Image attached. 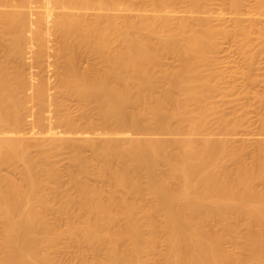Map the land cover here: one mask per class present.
<instances>
[{"label":"bare ground","instance_id":"bare-ground-1","mask_svg":"<svg viewBox=\"0 0 264 264\" xmlns=\"http://www.w3.org/2000/svg\"><path fill=\"white\" fill-rule=\"evenodd\" d=\"M18 1L13 10H0V48H7L8 61L32 64L37 73H26L14 65L18 61L10 66L0 55V264H64L51 249L65 235L96 253L93 260L79 253L81 264H264V187H258L264 183V147L252 162H239L240 151L230 148L235 123L223 117L213 130L215 109L206 102L219 89L208 73L213 75L217 35L228 34L225 29H217L209 16L177 15L172 5L183 0H125L128 11L135 10L133 2L141 4L143 13L135 16L101 12L117 9V0ZM190 2L198 8L205 3ZM149 5L151 14L146 13ZM232 5L239 14L241 2ZM257 6L264 16V0ZM91 8L99 12L79 11ZM233 19L242 32L255 29L241 17ZM258 30L264 42V28ZM54 36L60 45L51 50L48 42ZM83 51L97 59L84 70L78 64ZM171 54L181 59V67L157 74ZM44 55L65 61L57 92L41 75L44 70L37 71L44 67ZM61 95L87 100L98 119L81 126L62 112ZM146 115L151 116L148 125L143 124ZM29 121L43 147L37 145V157L25 131ZM149 130L174 137L153 138ZM216 131L225 135L215 137ZM57 144L76 150L70 175L79 198L60 194L57 169L40 173L50 156L45 147ZM83 146L95 152L93 165ZM233 159L239 164L230 170ZM160 163L168 172H159ZM5 165L22 166V180L2 173ZM94 165L96 175L111 179L107 197L80 176L91 175ZM143 173L147 187L140 181ZM52 181L57 186L53 198L64 200L56 206L48 193ZM145 190L157 197L155 204L145 202ZM74 203L79 205L75 215ZM49 212L68 215L67 227L57 228ZM241 220L247 222V241L232 253L224 241L237 239ZM159 232L166 248L156 253Z\"/></svg>","mask_w":264,"mask_h":264},{"label":"rangeland","instance_id":"rangeland-1","mask_svg":"<svg viewBox=\"0 0 264 264\" xmlns=\"http://www.w3.org/2000/svg\"><path fill=\"white\" fill-rule=\"evenodd\" d=\"M117 1L119 3L117 9L104 10L101 12L111 15H119V16H124V15L135 16L137 14L143 13L142 11H138V9L141 8V4L139 3L133 2L130 6L132 8H135V10L128 11L125 9L126 6L128 5V3L125 2V0H117ZM204 1L205 3L201 8L195 7L190 2V0H183V2L180 1V3L177 4L174 3L172 7L176 8L179 11L177 14L179 16H184V15L185 16L187 15V17L209 16L212 19V23L217 29L220 30L225 29V31L228 33L224 35L223 34L217 35L218 46L220 50H218L216 55H214L215 63L217 62L216 63L217 65L215 63H214L215 66L214 64H212L214 67L213 71L216 70V74H214L213 71H212L213 75L211 74L210 71L208 73L210 74L212 79H214L213 76H215L214 82L219 84L218 85L219 89L212 92L213 94H211L210 98L206 101L215 109L210 117V126L215 125V130H217L218 125L220 123V119L223 117L230 119L229 121H233L232 123H235V128H233L230 131V134L233 138L231 143L228 139L230 143V148L233 152L234 150L240 151V153L238 152L239 155L238 154L236 155L238 156L237 158L240 159L239 162L241 160L246 161L247 163L249 161L252 162L255 155L264 147V42L263 39H261L260 33L258 32L259 31L258 28L259 29L264 28L262 26L264 25V16L261 17L260 14L258 15V6H257L258 1H263V0H239L242 4L239 14H236L234 12V6L232 5L233 0H203V2ZM18 2H19L18 0H5L3 4L0 5V10L1 11L13 10L14 9L13 5L18 4ZM147 8L149 9V11L146 13L151 14L152 12L151 9L153 8V6L149 5L147 6ZM187 8L188 9L190 8V11H188ZM79 11L82 13L88 12L90 16H94L95 15L94 13L99 12V11H94L93 8L79 9ZM235 16L244 19L243 23L246 26L254 25L255 29H253L252 33H245L239 30L238 28H236L234 26V23H232V21L234 20L233 18ZM219 18L223 20H220ZM45 28L46 29L48 28L47 25ZM5 41H7V39H5ZM59 45H60V41L57 36H54L53 39H51L48 42V48L51 50L57 49ZM4 46L5 45L1 46L0 48V55H2L1 58L4 61L10 62V66L13 65L16 61H18L14 65H21L22 69L26 73L29 74L30 73L34 74V72L37 73L35 71L36 67H33L34 65L32 66V64L25 63L26 65H24L19 60L8 61L9 59L7 58L8 56L6 51L7 48L5 49ZM40 60L44 67L37 68V71L39 72L41 71L40 69H43L44 71H41L40 73L44 77L48 78L49 81H51L52 84V85L50 84L52 86L51 90L57 92L58 89L59 91V88H57L59 82L58 76L62 75L61 73V71L63 72L62 66L65 64V61L62 59L61 62L57 61L56 58H53L50 55H44L40 58ZM96 62H97L96 57L94 56L93 53L89 51H83L82 53L79 54L78 64L80 68L83 70ZM161 64L162 66L160 65L157 67V71H156L157 74H160V72L162 73L166 69L167 71L173 72V70L175 71L176 69L181 67L182 62L179 57L171 54L168 55ZM211 67L209 68L210 70H212ZM205 74H207V72H205ZM220 74L221 76H219ZM156 92L158 93V90ZM60 101L62 103V112L69 113L72 116V118L81 126H86V124L89 123V121L98 119V114L92 109L89 102L83 98L69 96V95H61ZM146 106L144 108H146ZM150 117L146 115L143 124H145L147 121L146 125H148L149 122L151 121ZM172 123L174 122L172 121ZM213 126L211 127L212 129ZM56 129L55 131H58L60 128L57 127ZM147 130L148 129L144 130L143 132L147 133ZM233 130L234 132L231 133ZM25 131L27 133L28 141L30 142L34 141L35 146L34 145L32 146L31 144L30 147L31 154L34 157H37L40 152L39 150L43 147L39 146L38 141H36L37 134L36 135L32 134V121L27 122L25 126ZM150 132L151 131L149 130L148 132L149 136L152 135L153 138L171 139L172 136L174 137V135L171 134L154 133L153 135V133L150 134ZM144 133H140L139 136L138 135L137 136L141 137L142 134L143 138L144 136L145 138H150V137H146L147 135L146 134L144 135ZM219 134H221L219 138L223 137V134L225 135V133H218V131H216L215 137H218ZM228 134L229 133H226V136ZM78 135H79V139H83L85 134L84 133L82 134L81 132V134ZM228 136L230 137V135ZM38 137H41V135L40 136L38 135ZM37 145L41 148L39 149ZM45 148L47 149L45 150ZM45 148L44 150L47 151L46 154L50 156L48 162L44 163V165L42 164V167L40 168L41 169L40 173H42L44 176L47 174V171L49 169L51 168L57 169V173L59 175V176L57 175L59 178L58 179L59 183L57 179H56L57 181L56 183L61 185L62 188L61 190L59 189L60 194L63 192L65 193L68 192V194L73 195V197L76 196L77 198H79V196L77 195L76 186L70 175L71 174L70 168H72L71 158L74 154L75 149H73L71 146L66 144H57L52 147L46 146ZM82 150H83V154L86 155L85 157H87L91 162L95 161V152L92 150L91 147L83 146L81 147V151ZM236 160L233 159L228 161L227 166L230 168V170H235L236 166H238L237 165L239 164L238 159ZM21 167L22 166L17 167L13 165H5L2 168V173L13 177L17 181L18 180L21 181L23 178L22 177L23 171ZM75 167L73 169H75ZM96 167L97 165L92 166V168H94L93 169L94 171L91 172V175L89 173L90 176L84 174L80 176H82V179L89 181L91 184H94L99 188H102L103 193H105L104 196L107 197L112 187L111 179L100 178L98 175H96L98 172V169L97 172L95 171ZM158 168H159V172H163V173L168 172V166L165 163H160ZM45 171L46 174L44 173ZM140 181L143 187L148 183V177L145 173L140 175ZM54 183L55 182H53L52 186L48 189L49 191L48 193L51 196V199L53 198V196L55 197L56 195V193L54 194V192L57 186L56 183L55 184ZM262 183L261 182L258 183L259 189L264 187L263 186L264 183L263 184ZM145 187H147V185ZM145 191H146L144 196V198H146L144 199L145 202L147 200L149 204L147 202L146 203L148 205L155 204L157 201V197L149 193L147 190ZM65 193H63V195ZM59 198L56 199L59 201H56L55 198H53L52 205L55 206L59 205L63 197H59ZM78 206H79L78 203L77 204L74 203V205H72V211L74 212V215L78 213L77 212L79 210ZM49 213L47 214L48 220L51 221V223H53L54 225H56L57 228L60 227L61 229H64L65 227H67V224L70 220L68 215L58 216L54 212L53 213L49 212ZM161 220H162V214L157 215L156 222L160 224ZM238 226L239 227H238L237 239L233 240L227 238L224 241V247L232 253H237L238 246L247 241V236H248L247 222L245 220H241ZM72 240H73L72 238L65 235L57 241V243L51 249L55 260L59 259L60 261L62 259V262H64V264H81L82 260L80 258L81 255L79 253H81L82 251H83L82 255L84 256V258L88 260H93L95 258L96 253L92 250L90 245L82 241L75 242L74 240L73 241ZM165 248H166V243L163 237V233L159 232V237L156 244V253L163 252ZM99 255L105 258L106 251L102 250L101 253H99ZM1 256L2 255L0 253V258Z\"/></svg>","mask_w":264,"mask_h":264}]
</instances>
